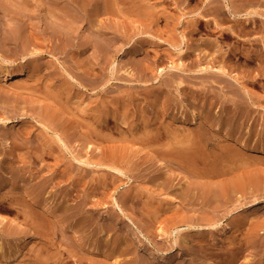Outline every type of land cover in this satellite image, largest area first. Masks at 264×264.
I'll return each instance as SVG.
<instances>
[{"label":"rangeland","instance_id":"374dc122","mask_svg":"<svg viewBox=\"0 0 264 264\" xmlns=\"http://www.w3.org/2000/svg\"><path fill=\"white\" fill-rule=\"evenodd\" d=\"M4 1L6 2L4 3ZM22 1L23 0H20V2L19 0H0V2L5 5L0 7L1 8L0 10H2L0 12V18H2L0 21V54L4 57L7 55L8 56L14 55L16 59H19L17 61H21L23 59L22 57L25 56L27 61H29L31 58L36 56L42 57L41 59L42 62H44V67L42 69L41 75L43 76L44 81H46L48 78H51L53 82L59 84L57 88L60 89L61 93L64 94L65 98L67 97L66 101H68L70 106L76 107L78 103H81L84 99H86L84 105L89 106L91 104L90 102L91 98H96L98 100L97 102H99L100 105H102L101 103L103 102L111 101L113 99L120 98L121 96L124 98L126 97V100L128 99L130 102H132V105L134 104L133 110L136 112L132 111L134 114H132L133 116L132 115L130 116V119H132L133 121L135 120L138 121L141 119L140 122H144L143 120L148 118V119H152V122L159 124L160 126H164L165 125L164 123L168 125L170 122V124H173L171 125L172 127H176L177 124L182 123L184 121L183 119H185L186 116L188 118L193 117V111L195 109H197L199 112L202 111L204 108V102L206 105L205 107H210L208 109L209 112L214 114L217 119L218 117L229 116L233 122L237 114L236 111L237 103H240L241 100L242 102H244L247 99H249L248 102H244L246 108L247 107L250 108L251 104L252 107L256 106V108L253 107V109L251 110V114L244 115L242 118L238 119L236 121V125H239L240 123L244 124L245 129L241 137L247 139L248 136L251 140L249 141L250 144L251 143L255 144L256 141L257 142L259 141L260 145H262L261 142L264 140L263 139L264 138V107H263L264 106V76H263L264 58L262 57L264 55V29H263L264 17L263 16L257 14L255 16L248 15L251 17V19L248 20V23L251 22L250 28L253 27L255 30L250 35L239 36L237 33L234 32L233 33L234 36L225 39V36L222 35L220 31H212V29L214 27H217L219 30H221L222 28H228L231 25L229 21L227 22L225 21L224 23H222L221 26L218 24V19L217 17H214L215 14H212L213 13L212 11L208 12V14L206 13L205 16H200L199 14H196L199 11L202 12V10L204 9V7L202 8V6L205 5L206 7L213 5L212 3H210L211 2L210 0H206V1L205 0H164L165 2H163V0H147L144 3H141L143 4L141 8L145 7V5L153 6V8H155V12L157 14H160V16L162 17L161 19L158 18V20L157 19L152 20L151 18H146L143 15L144 13L140 14L137 11H134L131 7L133 0H111L110 3H107L105 0H81L82 2L79 1L78 6H77V2H71V4L73 3L72 4L73 6L75 5L74 7L77 6L78 11L81 13L80 15L84 16L83 17L84 20L82 19H81L82 21L79 20L78 23L76 22L77 24L75 22H72L69 16L68 17L70 20L62 12L55 11L57 9H55L54 6H55V2L57 1L51 0L50 2L53 4H50L49 0H30V4H28L32 10V11L30 10V12L25 11L26 7H23ZM67 1L68 0H66V2ZM208 3L209 5H206ZM13 4L15 5V7H13L14 6ZM6 5L10 6L9 10ZM80 7H81V11L79 9ZM39 8L41 10H39ZM18 9L22 10V12H20V15L22 17L17 16L20 11ZM165 9L167 10V13L171 15V17L169 18L171 22L170 21L168 22L166 18L164 19L165 16L163 14V11ZM228 9L229 8L227 7L226 14L229 16L231 12L230 9L229 10ZM250 9L252 10L260 9L264 11V4H260L259 0H257L256 3H254V5L250 6ZM195 10L198 12H196ZM3 11L5 12L6 15L3 14L4 13ZM83 11L85 13H83ZM9 12L11 15L9 14ZM91 12H95V14L98 15V17H96L95 26H91L90 23L88 22V19H85L86 14ZM12 14L13 15L17 14L16 15L17 17H14L16 19L12 17ZM245 16L247 17V15ZM191 19L200 20V23L198 24L200 29L193 32L192 34H189L190 42L193 44V46H195L194 49L195 51L192 50V53L194 54L193 55L194 59L196 58L195 60H197L195 65L193 66L196 72L193 71L191 72L192 74L186 72L185 74V72L181 70V68L184 67L180 65V69H175L178 70L175 71L176 73L177 72L180 73L174 75L175 73L173 71V73L169 74V72H171V68H170L171 64L173 63L175 65H179V63L182 61H180V57H179L180 55L178 56V54L180 53L179 47L175 48L174 46L172 47V49L175 48L173 51L172 50L168 51L167 49L170 48L172 44L171 41H167L166 39H169L170 35L173 41H178V40L180 41V38L183 39V35L188 33V29L186 28L189 25ZM233 20L238 21L236 18H234ZM10 23L19 24L20 30L23 31L22 38H20L16 42H12V40L9 41V38H6L9 35L7 33L8 32L7 29ZM57 25L58 27H56ZM100 26L102 27L111 26L113 30L112 29L109 30L110 34L104 35L103 33L101 34L100 31L98 30ZM209 27H212V29ZM49 29H52V31ZM53 31L54 33H52ZM61 31H63L64 33H62ZM112 33L118 34L119 38L112 40V38H110ZM61 34H63L64 36ZM73 34H76V36ZM157 34L158 35L160 34L159 37ZM60 35L64 39L60 37V40L62 39L61 41L59 39L56 40L57 38H59ZM154 35L156 36V38H154L155 37ZM89 36L90 38L93 39L95 38V36L97 37L95 39V42L98 46L95 44L93 45L91 43L89 44L87 43L90 41ZM84 39L85 41H83ZM145 40H147L148 42H152L150 44H152L151 46H153L150 53L148 55L145 54L146 56H144V52L143 53H140L139 51L136 52L137 49L140 47V44L142 42H145ZM37 41H40L43 45ZM153 42L155 43L153 44ZM207 42L219 43L220 48H217V51L209 49L206 46ZM6 43L9 46H13V47L7 46ZM12 43H17L18 45ZM239 43L243 45L242 47L245 49L246 54L236 55L237 57L234 59L233 64H229L223 61L218 62L215 60L214 57H216L217 54H219L221 51L224 53L227 52L228 54L230 53V49L232 48V46L238 45ZM27 44H28V49L27 51H25ZM103 44L105 45L103 46ZM40 45L45 46L44 47L45 49L48 48L46 49V51L49 50L50 52L44 51L41 54V51L43 50L39 51L41 47ZM18 48H20L21 50ZM35 48L36 49L39 48L38 52L36 50V52L28 53V51H33L35 50ZM29 49H33V50H29ZM259 49H261L262 51ZM63 50L65 51L63 52ZM153 50H155L154 51L155 53H153ZM175 50H177L179 53ZM258 51L261 52L262 55L260 53L257 54ZM134 52H136L135 53L136 55L134 54ZM160 56H163V58ZM168 56L170 57L168 58ZM117 58L119 60V64H117L115 70V72L117 73V79L116 78H114L113 80L111 79L112 81L110 80V82L107 83H105V81L103 82L102 80L104 78L109 79V77H111L112 65L110 64V62L112 63V61ZM152 58L155 59L153 60ZM147 60H150V63L153 68L155 67L154 71H150L148 73L150 79L155 74L160 75V70L157 69L167 67L166 71L167 70L169 71L165 72L166 74L164 73L160 75V77L156 80H151L147 83L139 82V77H140V73L138 72L139 63H141L142 61H143L142 63H144ZM159 61H161L162 63L161 62L158 63ZM79 64L83 65V67L80 66ZM208 65L209 67L215 66V70L219 67L223 69L225 68L229 75L227 76L225 74L223 75L222 73H220L221 75L224 76V78H220V77L218 78L217 76L218 72L213 71V69L208 70V72L206 71V74L205 71L203 70L199 71V69H203L202 66L206 67ZM56 66H57L56 69L57 71L54 70V67ZM93 69L96 72L100 73V75L103 77L100 76L99 78H95L96 75L93 74L94 78L91 76L93 78L91 86L90 83H84L86 85L85 86L82 81L84 80L83 77L85 74L87 75L89 70H93ZM76 70H78L77 73H75ZM66 71H68L70 74L72 73L71 75L74 74L75 78H78V81L80 82L82 81V84L72 79L71 75L68 72L66 73ZM197 73L200 75H198ZM231 75L236 77L237 79L240 78L239 79L240 81L239 80L237 81ZM255 76L257 77V80L253 79ZM137 77L138 80L136 79ZM206 79H208V81ZM182 80L185 81L181 84L180 86L181 88H180L178 82ZM233 82L235 85L232 84ZM110 84L113 85L112 88H109ZM147 84L150 87H161L163 89L165 88L164 89L165 91L163 92L164 95H162L160 100L161 104H159V108L155 109L156 107L155 104L153 106L155 100L154 95L150 92V89ZM16 87H17L16 85L11 84L8 86H4L5 90L4 88L2 89L3 92H2V96L0 97V137L4 134V126L2 123L3 118L5 119L12 118L16 120L15 122L16 125L14 126L16 128L26 125L30 127L31 130L33 129L35 131L36 134L34 136V139L32 141H28L25 139V141L23 142H25L26 145L22 147H17L16 145V142L22 141V139L16 141V139H14V135H12L13 137L12 139H10V141L13 143L14 154L16 155V159L14 160L16 162L14 163L16 165L18 164L26 165L27 167H29L27 168L28 170L30 171L32 170L31 172L38 173L39 175L38 177L36 178L31 177V180L27 179L29 180V182L31 181L35 183L43 175L45 176L50 175L48 174L49 169L46 168L44 170H41V164H45V163L53 164L55 162L54 158H49V157L45 158L43 162L38 163L36 166L32 164L30 165L29 162L27 163L22 162L23 159L25 160V156L28 154V151L34 152L37 150L39 140L36 139L37 138L36 136L39 132L40 133L42 132V126L40 122H38L40 121L38 120L39 115H37V113H35L34 111L37 110V108L39 110V108H41L44 102L36 101V99L38 98L37 93H34L30 90H22L19 89L18 87H17L18 89H14ZM185 87H187L188 89L193 88L196 90L205 89L204 94L199 95L196 100L193 99L194 103H192L193 101L187 95L188 90ZM241 90H243L244 92H242ZM248 90H251L249 92L251 98L247 94ZM252 93L255 97L252 95ZM258 97L261 98L257 99ZM47 101L48 100H46L45 102L47 103ZM50 101L51 100H49V102ZM52 101L53 102L51 103H56V100L52 99ZM255 103H257V105ZM35 106H37V108H35ZM66 113L67 115H69V116L66 115L69 119L73 117L70 111L66 110ZM32 115L33 116L37 115L36 116L37 118L35 116L34 118ZM182 117L183 119H181ZM113 119L114 121L112 122V132L114 133L115 138L114 140L109 141L107 145L110 148H112L113 151L118 152L119 155L126 156L125 158H123L124 162L120 164L121 168H123L126 173L118 174L113 171H110V173H108L109 170L106 168V166L103 165L88 166L83 163L80 164V169H77V166H79L80 162L75 161V165L77 166L74 167L75 169V171L73 172L74 177L73 178L70 177L69 178L70 180L68 179L69 182L70 183L74 182V179L76 177H80L81 175L83 176L84 173L86 174L84 179L81 180L85 188L81 192L82 195L79 193L80 194L79 196L83 197L84 192L86 193L89 192L91 194L97 192V190H95L96 186L101 187L103 185V182L101 183V179H104L106 177L109 179L108 181L111 182L114 181L115 184L113 185V187H111V189L106 190L107 192L106 191L104 192V189H100V192L96 195L95 198H93L94 201H97V199L99 201L101 200L100 203L98 204L96 209L92 207V204H94V202H90L86 206L87 208L84 211H82L83 222H81V224L77 228H75V225L73 223L74 215L70 216L67 219H64L62 227L68 230L73 236H75L76 239L74 241L77 244L82 243V245H79L82 252L79 251L76 253V251L73 250L71 245L73 238L68 237L62 231L59 232L60 234L58 233V235L55 236L56 248L58 250H61L65 261L68 262L66 263L67 264H103L105 262V264H107L109 262L111 264H115L118 261V259H123L125 255L118 256L119 254L117 252L115 253H117L118 255L115 254L113 246L117 243L118 244L122 243L123 246L133 245L132 246L133 248L138 246L139 251L141 250L140 257L144 259L145 263H148L149 257L147 256L150 255V253L152 252L153 254L157 255L156 257L160 261L167 260L168 262H175L178 259L177 261L179 262V264H216L215 263L216 261L212 258L211 260L210 256H208L210 253L209 249L212 248L214 244V243L212 244V242H214L212 237H214L213 235L217 234L216 228H213L211 225H204L200 228L192 227L187 225L186 222H184L185 218L194 217L197 219L201 217V215L203 214L210 215L211 212H213L214 210L213 207L210 208L211 210L209 209V207L205 208V205H202L203 203L202 200H200L201 198L183 199L179 196V191L180 189H182V186H186L187 185L186 182L190 180H195V178H193V176L191 177L190 174L185 172V170L180 165L178 166V163L176 165V163L160 156L159 154L160 151L157 150L156 148L150 149L146 147V145H144L140 140H130L131 138L123 139L122 137L124 136V133L119 129H117V126L120 124V122L115 118ZM176 121H178L179 123ZM232 122H230V124L225 125L222 128V132H220L222 133V135H227V134L233 135V133L230 132L231 128L234 125L231 124ZM78 123L79 126L76 130L77 132L72 130L75 133L72 134L73 138L69 142L70 149L68 150L65 149L64 151L61 152L64 155L67 154V160L64 166L62 167V169L64 168L67 170L68 166H70L69 158L72 157V154L74 153L80 154L81 152L80 155L82 156V159L85 160L92 158L90 157V155L92 156L93 154V148L92 146H90V144H87L89 142H86V140H84V137H88V134L86 133L89 127L86 124H83L79 120ZM126 127H131V125H126ZM211 130L214 129L212 127H209L208 129L205 128L202 129L203 133L205 131L207 132V133L205 132L204 136L207 138L208 142H210L212 148L215 147L217 142L212 139L213 133ZM261 138L263 140H261ZM91 143L93 147L98 146V148L96 149V153H97L96 158L103 159L105 157V154L102 151L103 148L102 146L104 145L102 139L94 137V140ZM3 149L5 150V147L3 146V144L2 145L0 144V153H1L0 165L3 166V167L0 166L1 167L0 178H2V176H8L9 174V172H7L9 170L8 167L9 165L7 164L8 167L7 168L6 167L7 162L3 157L5 155ZM16 149H18L17 152ZM122 151L124 152V154H121ZM9 159L13 160L12 157H10ZM2 161H4V163ZM171 165L173 167H171ZM84 167L87 168V171L86 169L84 170ZM165 167L171 169L172 168L174 169L175 167V171H174L175 175H173L174 177L170 175V183H171L170 185L168 184L166 186L165 185L163 186L161 181L157 180V178H158V174H160V171L164 170ZM262 167H264V165ZM30 171H28L29 172L27 173L28 175L30 174ZM3 172H7L5 173L6 175L3 174ZM9 175L11 176V174ZM189 177L190 179H188ZM26 178L29 177L26 175ZM70 183L68 185V188H71L72 186V183L71 184ZM49 190L46 192V197L49 198L51 204L53 202V204L56 205L62 199L63 195L59 198L56 195L55 187L53 188L49 187ZM136 192L142 193V197L138 199L139 201L132 202L131 200L129 201L125 200L127 196L132 195ZM262 194H264V191H261V193L259 192V194L257 193L256 196L252 195L253 197L250 196V198L247 199L242 198L241 203L240 201L238 202V200L232 201L230 202L231 204L228 203L229 206H227L228 205L227 204L224 206L225 208L222 207V209L220 208L219 211L215 212L216 216L219 215L218 218L221 217L222 221L230 222L234 218H239V217L244 218L246 216L248 217L249 215H253L250 222L255 221L260 226H264V196ZM103 195H105L106 197H102ZM148 195L152 196L153 198L155 197L156 200L152 201V203H149L148 201H146L145 198ZM76 198L78 200L81 199V197H77V196ZM76 198H74L75 200L74 199L70 200V203L76 204L77 203ZM116 199L118 203H120L122 209L117 206L115 202ZM55 200H56V204H55ZM235 202H237L238 204ZM152 209H157L158 215L150 213V210ZM165 209H167L166 212L163 211ZM204 209H206V211ZM187 215L189 217H187ZM200 223L201 222H199V224ZM261 230L262 231L260 233V236L257 237L258 238L256 242L257 244L251 245L250 247H248L247 244L244 246L243 252L241 254V261L239 260L240 262L238 263H241L243 261L249 262L251 261V259L253 262L251 261L249 262V264H260V261L262 263L264 262L263 261L264 260V229ZM190 233H194L193 238H190L189 236ZM200 237H207L208 244L200 241L201 243H203L201 244L198 241ZM235 237L236 239L240 238L238 239L239 245L241 244L242 240L243 242L245 241V239L243 238L245 236H243L242 234L240 235V233ZM31 238L32 241L35 242L32 236L30 237V239ZM128 239L131 240L127 241ZM109 240L112 245L109 244L110 243ZM210 241L212 242L209 243ZM4 245L5 247L9 246L8 243ZM10 252L11 251H9L7 248L8 255H10ZM108 253H111L110 254L111 256H108ZM29 254L30 253H28V255L24 257H20V255H18L17 257L18 259H14V258L11 259L5 257L2 259V263L0 264H17V260L27 259ZM161 257H164L166 260H163ZM247 258L249 261L247 260ZM208 259H210L209 262Z\"/></svg>","mask_w":264,"mask_h":264},{"label":"bare ground","instance_id":"6f19581e","mask_svg":"<svg viewBox=\"0 0 264 264\" xmlns=\"http://www.w3.org/2000/svg\"><path fill=\"white\" fill-rule=\"evenodd\" d=\"M50 1L51 0H49V2ZM54 1H57V2H55V6H54L55 9H57L55 11H60L63 14H65V16H67V17L69 16L71 18L72 22L78 23L79 20H81V19L84 20L83 19L84 16H81L80 15L81 13L77 9L79 1L82 2L81 0H68L67 2H66V0H54ZM105 1L107 3L111 2V0H105ZM145 1H147V0H133L132 6H131L132 9L134 11H137L140 14L144 13L143 15L146 18H151L152 20H156V19L158 20V18L161 19L162 17L160 16V14H157L155 12V8H153V6H150V5L146 6L145 5L146 8L145 7L141 8V6L143 5L141 3H144ZM210 1L209 2L212 3L213 5L206 6V7L204 4H203L204 6L201 5L202 8L204 7V9L202 10V12H200V11L198 12L195 10L196 12H198L196 14H199L200 16H205L206 13L208 14V12L212 11L213 12L212 14H215L214 17H217V19H218V24L221 26H222V23H224L225 21L226 22L229 21L231 23V25L228 28H222L221 30H219L217 27H214L213 29H212V27H209L212 29V31H220L222 33V35L225 36V39L231 38L232 36H234L233 35L234 32L240 36V35H250L251 33H253L255 31L253 27L250 28L251 22L248 23V20L251 19V17L248 15H254L255 16L257 14V15L264 17V11H262L260 9H254V10L250 9V6L254 5V3H256L257 0H231V1L230 0H210ZM5 2L6 1H4V3ZM19 2H20V0H19ZM71 2H77V6L74 7L75 5L73 6L72 5L73 3L71 4ZM163 2H165V1L163 0ZM259 2H260V4H264V0H259ZM16 3H17V1H16ZM22 4H23V7H26L25 11L30 12L31 8L28 5V4H30V0H23ZM50 4H53V3L50 2ZM10 5H12V4H10ZM206 5H209V3ZM1 6H5V5L0 2V7ZM6 6L8 7V10H9L10 6L9 5H6ZM17 6H18V4H17ZM17 6H16V8H17ZM106 6H109V5H106ZM13 7H15V5ZM81 7L79 8L80 11H81ZM227 7L230 9V12H231V13L228 12V13H230L229 16L226 14L227 13V10H226ZM164 8H166V7H164ZM199 8H201V7H199ZM145 9H146V11H145ZM18 10H20V9H18ZM37 10H38V8H37ZM39 10H41V9L39 8ZM86 10H87V7H86ZM1 11L2 10H0V12ZM4 11H5V9H4ZM11 11H13V10H11ZM20 12H22V10H20L18 15L17 14L16 15L21 16ZM159 12H160V10H159ZM83 13H85V12L83 11ZM3 14H5V12ZM9 14H10V12H9ZM163 14L165 16L164 19L166 18V20L169 22L170 21L169 18L171 17V15H169V13H167L166 9L163 11ZM16 15L12 14V17L13 18L17 17ZM245 15H247V17ZM2 17H4V16H2ZM69 17H68V19H69ZM85 17H86L85 19H88V22L90 23L91 26H95L96 17H98V15L95 14V12L88 13V14H86ZM232 17L236 18L238 21L233 20L234 18H232ZM1 19L2 18H0V21H1ZM14 19H16V18H14ZM22 19H24V18H22ZM86 22H87V20H86ZM175 23H177V22H175ZM199 23H200L199 19H194V20L191 19L189 25L186 28V29H188V33L183 35V39L180 38V41L179 40L173 41L170 37L171 35L169 36V39H166L167 41H171V44H172V46L170 45L171 47L167 49L168 51H171V50L173 51L176 47L177 48L179 47L180 53L178 52L179 51L178 49H177L178 51L177 50H175V51H177L179 53L178 56L180 55L179 56L180 61H182L179 63V65H175L172 63L170 66L171 72H169V74L173 73V71L175 73L174 75H176L177 73H180V72H177V73L175 72V71H178L175 69H180V65H182L184 67V68H181V70H183L185 72V74H186V72H189L190 74H192L191 72L195 71L193 66L195 65L197 60H195L196 58L194 59V57H193L194 54L192 53V50L195 49V46H193V44L190 42L189 34H192L193 32L200 29L199 25H198ZM19 26L20 25L17 23H13V24L10 23V25L8 26V29L6 27V29L8 30L7 33L9 34L8 37H6V38H9V41L12 40V42H16L17 40L22 38L23 31L20 30ZM53 27H55V26H53ZM56 27H58V25ZM59 28H60V26H59ZM56 29H58V28H56ZM111 29H112L111 26H106V27L100 26L98 30L100 31L101 34L103 33L105 35V34H110L109 30H111ZM49 30L52 31V29H49ZM77 30H78V28H77ZM27 32H28V30H27ZM61 32L64 33L63 31H61ZM52 33H54V31ZM55 33H56V30H55ZM66 33H67V31H66ZM71 33H74V32H71ZM26 35H27V33H26ZM61 35H63V34H61ZM61 35L56 40H58V39L60 40V37L63 38ZM73 35L76 36V34H73ZM159 35H158V37H159ZM111 36H110V38H112V40L119 38L118 34L112 33ZM89 38H90V36H89ZM96 38H97L96 36L94 39L90 38V41L88 39L89 42H87V43L97 45L95 42ZM154 38H156V36ZM83 41H85V39ZM37 42H40V41H37ZM64 42H65V40H64ZM150 43H152V42H148L147 40H145V42H142L140 44V47L137 49L136 52H138V51L140 53L144 52V56H146L145 54L148 55L153 48V46H151L152 44H150ZM154 43L155 42H153V44ZM12 44H17V43H12ZM12 44H10V45H12ZM42 45H40L41 47L39 46L40 49L38 48L39 51L43 50V51H41V54H42V52L46 51V49H48V48L45 49L44 48L45 46H42ZM104 45L105 44H103V46ZM7 46H9V45L7 44ZM103 46H101V47H103ZM174 46H175V48L172 49V47H174ZM206 46L209 49H212L215 51H217V48H220L219 43H214V42H207ZM242 46L243 45L241 43H239L238 45H234L230 49V53H228L229 55L227 54V52L224 53L221 51L214 58L218 62L223 61V62H227L229 64H233L234 59L237 57L236 55L246 54V51ZM9 47H13V46H9ZM185 47H187V48H185ZM56 48H58V47H56ZM155 48H156V45H155ZM18 49H20V48H18ZM27 49H28V44L26 45L25 51H27ZM38 49H36V48H35V50L29 49V50H33V51H28V53L36 52V50L38 52ZM6 50H7V48H6ZM259 50H261V49H259ZM47 51H49V50H47ZM64 51L65 50H63V52ZM154 51L155 50H153V53H155ZM136 52H134V54ZM22 53H24V52H22ZM164 53H166V52H164ZM259 53L261 54V52L258 51L257 54H259ZM41 54H39V55H41ZM22 56H24V55H22ZM106 56H108V55H106ZM158 56H159V54H158ZM170 56H168V58ZM116 57H114V58H116ZM160 57L163 58V56H160ZM262 57L264 58V55ZM22 58L23 59L21 61H17L19 59H16L14 57V55L13 56L7 55L4 57L0 54V97L2 96V92H3L2 89L4 88V86H8L11 84L16 85L19 89L30 90V91L38 94V98L36 99V101H38V102L43 101L44 104H42V106H41V108H39V110L37 108L38 105L35 106V108H37V110H35L34 112L37 113V115H39L38 120H40V121H38V122H40V124L42 126V132L41 133L39 132L36 136L37 137L36 139L39 140L37 150L34 152L32 151L34 154L32 152L28 151V154L25 156V160L23 159L22 162H24V163L29 162L30 165L32 164V165L36 166L38 163L43 162L45 160V158H47V157L54 158L55 162L53 164H48V163L41 164V170H44L46 168L49 169V171H48V174H50L49 176L43 175L35 183L31 182V181L29 182V180H27V179L31 180V177L36 178L39 175L36 172H31L32 170L31 171L28 170L27 168H29V167H27L26 165H19L18 163H17L18 165H16L14 163V162H16V161H14L16 159V155L14 154L13 143L10 141V139H12V137H13L12 135H14V139H16V141L22 139V141L16 142L17 147H22V146L26 145L25 142H23V141H25V139L28 141H32L34 139V136L36 133L33 129L31 130V128L26 126V125H23L22 127H19V128L14 127L16 125L15 124L16 120H14L12 118H6V119L3 118L2 119V123L4 126V134L0 137V140H1L0 144L1 145L3 144V146L5 147V150L3 149L4 154H5L3 157L5 158V161L7 162L6 167H7V164L9 165L8 166L9 170L7 169L8 170L7 172H9V174H11V176L8 174V176H2V178H0V263H2V259L5 257L11 258V259H13V258L18 259L17 258L18 255H20V257H24V256L28 255V253H30L27 259L17 260V264H67L68 262L65 261V259L63 257V253L61 252V250H58L56 248L55 236L58 235V233L60 231L65 233L68 237L73 238L71 245H72L73 250L76 251V253L79 251L82 252V250L79 246V245H82V243L77 244L74 241L76 239L75 236H73L68 230H66L65 228L62 227L63 221H64V219H67L70 216L74 215V220H73L74 222L73 223L75 225V228H77L81 224V222H83L82 211H84L87 208L86 206L90 202H94V204H92V207H94V209H96L98 204L100 203L101 200L99 201L97 199V201H94V199H93L100 192V189H104V192H105L106 190L111 189V187H113V185L115 183H114V181H112L113 183L111 181H108L109 179L107 177L104 179H101V183L103 182V185L101 187L96 186L95 190H97V192H95L94 194H91L89 192L88 193L84 192L83 193L84 196L82 197L79 195L81 194L82 190H84L85 186H83V182H81V180L84 179L86 174L84 173L83 176L81 175L82 177L81 176L76 177L74 179V182H71L72 183L71 188H68V185L70 183L69 178L74 177V175H73V172L75 171L74 167L77 166V165H75V161L80 162L79 166H77V169H80V164L83 163V164H86L88 166L89 165L106 166V168L109 170L108 173H110V171H113V172L118 173V174H125L126 173L125 170L123 168H121V166H120V164L124 162L123 158H125L126 156L125 155H119L118 152L113 151L112 148H110L107 145L109 141L114 140V138H115L114 133L112 132V122L114 121L113 118H115L116 120H118L120 122V124L117 126V129H119L120 131H122L124 133V136L122 137L123 139L131 138L130 140H140L144 145H146V147H148L150 149L156 148L157 150L160 151L159 152L160 156L176 163V165L178 163V166L180 165L185 170V172L190 174L191 177L193 176V178H195V180H190V181L186 182V184H187L186 186H182V189H180V191H179V196L183 199L184 198H187V199H189V198H192V199L201 198L200 200H202V203H203L202 205H205V208H208V207H209V209L212 207L214 208L213 212H211L210 215H204L203 214V215H201V217L197 218L198 221L196 218H194V217L190 218L188 215H187V217H189V218L184 219V222H186L187 225L192 226V227H199L200 228L204 225H211L213 228H216L217 234L213 235L214 237H212L214 242H212V241L209 242V243L212 242V244L214 243L213 247L209 249L210 253L208 256H210V259L211 258L214 259L216 261L215 262L216 264H249V262L252 261V259H251V261H249L247 258V260L249 262L243 261L241 263H238L241 261V254L243 252L244 246L247 244L248 247H250L251 245L257 244L256 243L257 239H258L257 237L260 236V233L262 231L261 229H264V226H260L255 221L250 222L253 215H249L248 217L246 216L244 218H240V217L234 218L230 222H225V221L221 220V217L218 218L219 215L216 216V213H215V212L219 211L220 208L222 209V207H224L225 205H227L228 203H230L232 201L238 200V202L240 201V203H241L242 198L247 199V198H250V196H252V195L256 196L257 193L259 194V192L261 193V191H264V167H262L264 165L263 164L264 163L263 162V160H264V140L263 139L264 138L263 139L261 138V140H263L261 142L262 145H260L259 141L258 142L256 141L257 143L255 142V144H253V143L250 144L249 141H251V140L248 136H247V139H244L243 137H241L243 135L244 129H245L244 124L240 123L239 125H236V121L238 119L242 118L244 115L251 114V110L253 109V107L256 108V106L252 107V104H251V106L249 105L250 108L247 107L249 109L246 108V105L244 102H248L249 99H247L244 102H242V100H241L240 103H237V107H236L237 114H236V118H235V120H233V122L229 116L218 117V119H217L214 114L209 112L208 109L210 107H205L206 105L204 102V108L202 111L199 112L197 109H195L193 111V117L188 118L186 116L185 119H183V117H182L181 119H183L184 121L182 123H179L178 121H176L179 123L176 125V127H172L171 125H173V124H170V122L168 125H166V123H164L165 124L164 126H160L159 124L152 122V119H148V118L143 120L144 122H140L141 119L138 121L137 120L133 121L132 119H130V116L132 114H134L133 112H136L133 110L134 104L132 105V102H130L128 99L126 100V97L124 98V97H121L120 95H119L120 98H116V99L112 98L113 100H111V101L101 103L102 105H100V103L97 102L98 100L96 98H91L90 99L91 104L89 106L84 105V103L86 102V99H84L81 103H78V105L76 107H72V106H70L68 101H66L67 97L65 98L64 94L61 93L60 89L57 88V86H59V84L53 82V80L51 78H48L46 81H44V78L41 75L42 69L44 67V62H42V59H41L42 57L36 56V57L31 58V59L29 57V59H30L29 61H27L26 56L22 57ZM263 58H261V59H263ZM135 59H137V58H135ZM117 60H118V58L114 59L112 61V63L110 62V64L112 65L111 77L108 76L109 79H105V78L103 80L101 79L103 82L105 81V83H107V82H110L111 79L112 80L114 78L117 79V73L115 72L117 64H119V60L118 61ZM129 60H131V59H129ZM139 60H141V59H139ZM143 60H144V58H143ZM142 62L139 63V66H138V72L140 73L139 82H146L147 83L151 80H156L160 77V75L169 71V70L166 71L167 67L157 69V70H160V75L155 74L150 79V77L148 76V73L150 71H154L155 67L154 68L152 67L150 60H147L144 63H142ZM160 62L161 61H159L158 63H160ZM263 63H264V61H263ZM137 65H138V63H137ZM74 66H75V64H74ZM80 66L83 67V65H80ZM202 68L203 69H199V71L203 70V71H205V74H206V71L208 72V70H210V69H213V71L218 72V74H217L218 78L219 77L224 78V76H223L224 74L227 76L229 75L225 68L223 69L221 67H219V68L216 67L217 69L215 70V66L209 67V65L206 67L202 66ZM56 69H57V66L54 67L55 71H57ZM74 69H76V68H74ZM110 70H111V68H110ZM77 71L78 70H76L75 73H77ZM257 71H259V70H257ZM261 71H263V70H261ZM67 72L68 71H66V73ZM109 72H108V74H109ZM81 73H83V72H81ZM220 73H222L223 75H221ZM93 74L96 75L95 78H99L101 76L100 73L96 72L94 69L89 70L87 75L85 74L84 77L82 76L84 79V80H82L83 84L84 83H90V86H91V83H92L93 78H94ZM185 74H184V76H185ZM190 74H187V75H190ZM256 74H257V72H256ZM198 75H200V74H198ZM178 76H181V75H178ZM227 76H225V77H227ZM263 76H264V74H263ZM71 77L76 82L82 84V81L81 82L78 81V78H75L74 74L71 75ZM76 77H78V76H76ZM101 77H103V76H101ZM189 77H191V76H189ZM232 77H234V76H232ZM234 78L237 81L240 79V78L237 79L236 77H234ZM136 79L138 80V77ZM253 79L257 80V77L255 76ZM206 80L208 81V79H206ZM184 81L185 80L178 82L179 87L181 86V84ZM105 83H103V84H105ZM232 84H234V82ZM110 85H109V88H112L113 85H111V86ZM103 86H105V85H103ZM11 87H13V86H11ZM17 87L14 89H18ZM87 87H89V86H87ZM148 87L150 89V92L154 95L155 100H154L153 106L155 104L156 105L155 109L159 108V104H161L160 100H161L162 95H164L163 92L165 91L164 90L165 88L163 89L161 87H150L149 85H148ZM187 87H185V88H187ZM243 87H245V86H243ZM94 89H96V88H94ZM4 90H5V88H4ZM187 90H188L187 95L193 101V99L196 100L199 95L204 94L205 89L196 90L193 88H189V89L187 88ZM18 91H17V93H18ZM241 91L244 92L243 90H241ZM250 91L251 90L247 91V94L249 96H250V93H249ZM102 92H105V91H102ZM5 93H4V95H5ZM107 95H108V93H107ZM252 95H253V93H252ZM150 97H151V94H150ZM246 97H248V96H246ZM250 98H251V96H250ZM260 98L258 97L257 99H260ZM52 99L56 100V103H51V102H53ZM7 100H8V98H7ZM46 100H48L47 103L45 102ZM49 100H51V101L49 102ZM106 100H108V99H106ZM192 103H194V101ZM246 104H249V103H246ZM255 104L257 105V103H255ZM153 106H152V108H153ZM202 106H203V104H202ZM66 110L70 111L71 114L73 115V117H71L69 119L67 117L69 115H67ZM211 111H212V109H211ZM78 120L81 121L83 124H86L89 127V129L86 133V134H88V137H84V140H86V142H89L87 144H90V146H92V148H93V154H92V156L90 155V157H92V158L85 160V159H82V156L80 155L81 152H80V154L74 153V154H72V157L69 158L70 159V161H69L70 166H68L67 170L64 168L62 169V167L64 166V164L67 160V154L64 155L61 152L64 151L65 149H67V150L70 149V145H69L70 143L69 142L73 138L72 134L75 133L74 131H76L78 126H79ZM230 122H232L231 124H234L230 130V132L233 133V135H230V134L222 135V133H220V132H222V128L225 125L230 124ZM123 125H125V126H123ZM126 125H131V127H126ZM196 125H198V126H196ZM209 127H212L214 129V130H211L213 133L212 139L217 142L215 147H212V148H211L210 142H208L207 138L204 136L206 131L204 133L202 131L203 128L208 129ZM72 130H74V131H72ZM83 133H82V135H83ZM210 135H211V132H210ZM94 137L102 139V142L104 144L102 146L103 147L102 151L105 154V157L103 159H97L96 158L97 157L96 149L98 148V146L93 147V145L91 143V142H93ZM13 141H15V140H13ZM28 143H30V142H28ZM94 144H97V143H94ZM28 148H30V147H28ZM17 150L18 149H16V152H17ZM121 154H124V152L122 151ZM10 157H12L13 160L9 159ZM1 158H2V155H1ZM4 158H3V160H4ZM0 162H1V160H0ZM2 162L4 163V161H2ZM163 163H164V161H163ZM261 164H263V165H261ZM1 167H3V166H1ZM171 167H173V166L171 165ZM85 169L87 171V168L84 167V170ZM28 171H30L29 175L27 174V173H29ZM174 171H175V167H174V169L165 167L164 170H161L160 174H158L157 180H160L163 186L164 185L166 186L168 184L170 185L171 184L170 183V175H172V176L175 175ZM7 172H3V174H5ZM26 175L29 178H26ZM76 176H78V175H76ZM188 179H190V177ZM197 179H198V181H197ZM72 181H73V179H72ZM172 181H173V179H172ZM22 182H24V183H22ZM99 182H100V180H99ZM49 187H51V188L55 187L56 188V195L59 198L63 195L62 199L57 204H56V200H55L56 205H54L53 202L51 204V201L49 200V198L46 197V192L49 190ZM49 191H52V190H49ZM262 195L264 196V194H262ZM76 196L81 197V199L78 200L76 198ZM102 197H106V196L103 195ZM109 197H110V195H109ZM141 197H142V193L136 192L132 195L127 196L125 198V200L126 201L131 200L132 202H135V201H139L138 199ZM74 198L77 199L76 200L77 203L76 204L70 203V200H72ZM145 198H146V201H148L149 203H152V201L156 200L155 197L153 198L150 195H148ZM198 201H199V199H198ZM115 202H116L117 206L122 209V207H121L120 203H118L117 199ZM235 203H237V202H235ZM227 206H229V204ZM91 210H92V208H91ZM204 210L206 211V209H204ZM163 211L166 212L167 209H165ZM207 211H209V210H207ZM150 213L158 215L157 209L150 210ZM161 213H162V211H161ZM221 216H222V214H221ZM199 222H201V223L199 224ZM107 228H109V227H107ZM237 232H239L240 235L242 234L243 236H245V237H243L245 239V241L243 242V240H242L240 245L238 244L239 243L238 239H240V238L236 239V237H235L239 234ZM31 236L33 237L35 242L32 241V238L30 239ZM189 236H190V238H193L194 233H190ZM130 240L131 239H128L127 241H130ZM198 241L199 242L201 241V242L208 244V238L207 237H200L198 239ZM109 242H110V240H109ZM6 243L9 244L8 247H5L4 244H6ZM109 244H111V242ZM201 244H203V243H201ZM212 244H211V246H212ZM132 246L131 245L130 246H123L122 243H119V244L117 243L113 246L114 253L117 252L119 255L117 253H115V254H117L118 256L125 255V257L123 259H118V261L115 264H179V262L177 261L178 259L175 262H168L164 257H161L163 260H166V261H160L157 259V257H156L157 255L153 254L152 252L150 253V255L147 254L148 255L147 257H149L148 263H145L144 259H142V257H140V251L141 250L139 251L138 246L135 248H133ZM7 248L9 251H11L10 255H8V253H7ZM71 252H73V251H71ZM244 253H245V251H244ZM110 254L111 253H108V256H111ZM151 256H153V257H151ZM182 257H181V259H182ZM210 259H208V262L210 261ZM108 260H109V257H108ZM103 264H105V262ZM107 264H111V263L108 262ZM260 264H264V262L262 263L260 261Z\"/></svg>","mask_w":264,"mask_h":264}]
</instances>
